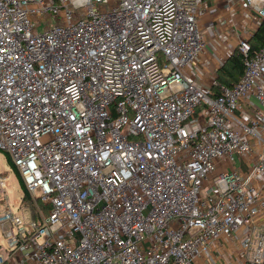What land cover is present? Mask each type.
<instances>
[{
	"label": "built area",
	"instance_id": "2783aa9c",
	"mask_svg": "<svg viewBox=\"0 0 264 264\" xmlns=\"http://www.w3.org/2000/svg\"><path fill=\"white\" fill-rule=\"evenodd\" d=\"M206 9L0 0V151L36 206L0 173V264H264V43L214 96L188 72Z\"/></svg>",
	"mask_w": 264,
	"mask_h": 264
},
{
	"label": "crops",
	"instance_id": "0c3cea01",
	"mask_svg": "<svg viewBox=\"0 0 264 264\" xmlns=\"http://www.w3.org/2000/svg\"><path fill=\"white\" fill-rule=\"evenodd\" d=\"M207 9L198 18L205 43L204 50L194 69L189 74L203 87L213 88L218 72L238 50L241 40H252L262 22L250 9L242 7L239 0H206ZM254 42V40H253ZM256 110L254 100L246 101L237 116L248 119ZM242 168H245L242 165ZM228 255V250H224ZM199 264H204L200 262Z\"/></svg>",
	"mask_w": 264,
	"mask_h": 264
},
{
	"label": "trees",
	"instance_id": "16d2710c",
	"mask_svg": "<svg viewBox=\"0 0 264 264\" xmlns=\"http://www.w3.org/2000/svg\"><path fill=\"white\" fill-rule=\"evenodd\" d=\"M249 42L252 48L251 53L258 51L262 47L264 43V22H262L259 30L254 35V38L250 40ZM244 70H245L244 57L239 52V50H236L235 53L229 58V60L223 65V67L220 68L218 72V76H217L218 85L212 88L213 95L214 96L220 95L221 86L233 87L234 85H236L238 81L240 80V78L242 77V75L244 74ZM15 171L17 175L19 176L20 180H22L17 169ZM22 189L24 191L22 203L24 204L27 203L29 206H31L32 211L34 212L35 211L34 203L30 195L26 191L23 182H22Z\"/></svg>",
	"mask_w": 264,
	"mask_h": 264
},
{
	"label": "rangeland",
	"instance_id": "374dc122",
	"mask_svg": "<svg viewBox=\"0 0 264 264\" xmlns=\"http://www.w3.org/2000/svg\"><path fill=\"white\" fill-rule=\"evenodd\" d=\"M13 162L9 159L8 155L5 152L0 151V173H3V176L6 177L4 181V188L8 196L9 203L12 207V211L19 215V207L21 206L22 198L24 191L22 189V180L15 171ZM34 203V202H33ZM28 208L32 209L27 203L24 204ZM35 206V204H34ZM22 207V206H21ZM36 209V206H35ZM34 209V210H35ZM0 253L7 257L8 253L6 251V239L2 234V228L0 226ZM231 264H238V261Z\"/></svg>",
	"mask_w": 264,
	"mask_h": 264
}]
</instances>
